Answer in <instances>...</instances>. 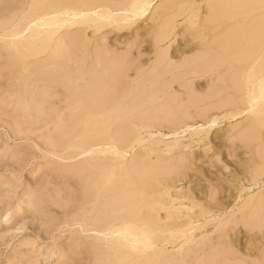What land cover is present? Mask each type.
<instances>
[{"label":"rangeland","instance_id":"obj_1","mask_svg":"<svg viewBox=\"0 0 264 264\" xmlns=\"http://www.w3.org/2000/svg\"><path fill=\"white\" fill-rule=\"evenodd\" d=\"M138 2L0 0V264H264V0Z\"/></svg>","mask_w":264,"mask_h":264},{"label":"bare ground","instance_id":"obj_2","mask_svg":"<svg viewBox=\"0 0 264 264\" xmlns=\"http://www.w3.org/2000/svg\"><path fill=\"white\" fill-rule=\"evenodd\" d=\"M138 1H139V2H138L139 5H140V1H141V0H138ZM253 2H254V1H253ZM136 3H137V2H136ZM141 3H142V2H141ZM142 4H146V3L144 2V3H142ZM248 4H251V3H248ZM253 4H254V3H253ZM246 5H247V4H246ZM259 5H260V4H259ZM137 6H138V5H137ZM137 6H135V8H136ZM141 6H142V5H141ZM139 7H140V6H139ZM249 7H250V6H249ZM256 8H257V7H256ZM259 8H260V7H259ZM140 9H141V7H140ZM140 9L136 8V9H133V11H134V10H139V11H135V12L139 13V12H140ZM227 11H228V10H227ZM232 11H233V10H232ZM226 17H227V16H226ZM229 17H230V16H229ZM239 27H240V26H239ZM251 78H252V77H251ZM256 79H257V78H256ZM260 80H261V79H260ZM251 82H252V81H251ZM257 82H258V80H257ZM257 82H256V83H257ZM259 82H261V81H259ZM248 83H249V82H247V84H248ZM261 83L263 84L264 81L261 82ZM250 84H251V83H250ZM257 84H258V83H257ZM257 84H255V85H257ZM262 84H261V85H262ZM255 85H254V86H255ZM257 86H259V85H257ZM259 88L261 89V87H259ZM263 88H264V86H263ZM263 88H262V93H263V95H264V91H263L264 89H263ZM260 89H258V87H257V90H259V92H261ZM257 90H256V91H257ZM251 91H253V89H252ZM251 94H252V93H251ZM253 94H254V93H253ZM263 95L261 94V97L264 99ZM257 96H258V94H257ZM259 96H260V93H259ZM250 97H251V96H250ZM252 97L254 98V96H252ZM252 97H251V98H252ZM261 97H259V98H261ZM256 98H257V97H256ZM262 98H261V99H262ZM263 99H262V104L264 103V102H263ZM251 100H252V99H251ZM249 101H250V99H249ZM255 101H256V99H255V100L253 99V102H255ZM258 101H260V99H259ZM258 101H257V102H258ZM250 103H251V102H250ZM254 108H256V106H255ZM259 108H260V107H259ZM251 112H252V111H251ZM261 114H262V113H261ZM260 119H261V118H260ZM262 121H264V119H263ZM130 224H131V223H130ZM121 225H122V224H121ZM127 225H128V224H127ZM126 227H127V226H126ZM111 229H112V228H111ZM119 230H120V229H119ZM125 231H126L125 229H122V233L125 232ZM132 231H133V230H131L130 232H132ZM111 232H112V231H111ZM119 232H120V231L117 230V233H119ZM127 232H128V231H126V234H127V236H128V235H129V232H128V233H127ZM132 233H137L138 235L141 234V235H139L140 237L137 236L138 238H143L144 235H145V237H146V234H142V232H141V233L136 232V230H134V232H132ZM132 233H131V234H132ZM123 234H124V233H123ZM229 235H230V234H228V237H229ZM132 236L135 237L136 234H135V235L132 234ZM132 236H130V239H129V240H131V237H132ZM128 238H129V236H128ZM147 238H148V236H147ZM226 238H227V237H226ZM133 239L136 240V238H133ZM133 239H132V240H133ZM149 239H150V238H149ZM140 240H141V239H139V241H140ZM231 240H232V239H231ZM136 241L139 243L138 240H136ZM129 242H133V243H132L133 246L136 245V242L134 243V241H129ZM141 242H142V241H141ZM130 244H131V243H130ZM137 245H138V244H137ZM137 245H136V246H137ZM131 246H132V245H131ZM131 248H132V247H131ZM134 248H135V247H134Z\"/></svg>","mask_w":264,"mask_h":264}]
</instances>
